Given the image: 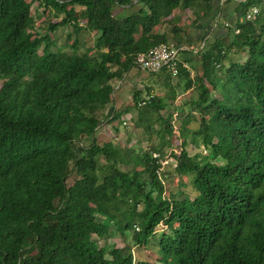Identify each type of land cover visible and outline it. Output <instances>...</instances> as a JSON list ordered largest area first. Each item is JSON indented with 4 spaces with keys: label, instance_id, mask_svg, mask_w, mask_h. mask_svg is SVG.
I'll return each instance as SVG.
<instances>
[{
    "label": "trees",
    "instance_id": "1",
    "mask_svg": "<svg viewBox=\"0 0 264 264\" xmlns=\"http://www.w3.org/2000/svg\"><path fill=\"white\" fill-rule=\"evenodd\" d=\"M232 1L241 16L260 9L234 25L237 33L230 28L197 50L200 75L189 77L176 63L183 90L195 85L197 96L177 127L182 139L165 152L174 120L160 116L166 103L150 86L146 98L140 90L131 98L134 126L156 143L138 151L96 142L102 122L120 123L110 81L137 68L138 53L168 39L180 44V11L189 9L193 24L217 15L219 4L0 0V264H264V0L223 4ZM136 4L128 15L113 12ZM44 14L40 34L34 23ZM161 21L167 32L154 30ZM60 27L69 29V52L50 49L49 33ZM84 31L96 36L79 51ZM233 47L245 52L244 60L224 67ZM148 74L177 95L169 70ZM187 144L202 151L189 153ZM166 158L188 182L191 198H176L179 187L166 190L160 170ZM156 227L163 230L158 256L134 260L130 246L142 247ZM110 228L131 244L112 248L107 259L94 238Z\"/></svg>",
    "mask_w": 264,
    "mask_h": 264
},
{
    "label": "rangeland",
    "instance_id": "2",
    "mask_svg": "<svg viewBox=\"0 0 264 264\" xmlns=\"http://www.w3.org/2000/svg\"><path fill=\"white\" fill-rule=\"evenodd\" d=\"M139 4H136L134 6H129V7H122V8H116L114 9L113 12L116 13L117 16H125L130 14L131 12L136 11L138 8ZM262 13L264 14L263 7L260 5ZM35 8V2L31 4L30 6V12L32 13ZM257 9L259 11L260 8ZM40 10V9H39ZM80 8L75 7V12H79ZM185 14H188L186 17L187 19L185 20L188 22V20L193 19V14L191 13V16L189 15V12L186 11ZM44 16L39 19L38 21H35L34 26L35 30H37L40 34L45 32V26L40 24V21L43 19H46L47 16ZM193 16V17H192ZM231 16V15H230ZM236 16L241 17L237 12H234L232 14L231 20L233 23H236ZM264 16V15H263ZM166 29V28H165ZM166 30H169V26L167 27ZM69 31L68 28H57L55 31L49 33V38L53 42V44L50 46L51 50H55L56 48H59L61 50H65L67 52L70 51L68 48L69 41L66 40V33ZM95 33L93 31H84L81 32L79 35V41L80 45L78 47L79 51H82L85 47H91L94 42L95 38ZM73 37V36H72ZM71 37V38H72ZM167 43H172V42H167ZM38 52H40V48H38ZM228 57L223 61V66L226 67L228 65V61H242L244 60L245 52L240 49V48H232L228 52ZM137 68H130L124 75H122L121 78L113 79L110 81L111 86L114 88L116 87L117 82L121 85L114 90V98L116 97V102L114 100V105L115 108L121 111V116L119 117V124L116 123V121H112L111 123L107 122H102L100 126L98 127L95 138L96 142L98 144L104 143V142H111L116 149L122 150L123 148H129L131 146L135 147L138 151H143L148 148V146L153 143L155 144L156 142V136H151L152 139H147L144 137V135L141 133V129L138 127L134 126L135 118H136V110L134 107H132V93L134 90H140L142 91V97L146 98L145 95V89L144 86H150L148 84H151V89L152 92L159 96L162 97L166 103L165 107H163L160 111L159 114L161 117H166L167 115H171V118L173 121L174 129L171 132L170 135H168L167 139L169 140V146L165 148V152L170 148L174 149L177 145L179 140L182 138L180 136H177V127L180 125V121L185 117L186 110L188 109L189 106H186L185 108H182V112H178L177 109H175L173 106H182V99L181 96L178 97L177 95L181 94L179 87H176V84H171V86H174V90L177 89V95L174 97H171L170 93V88L163 86L162 83L160 85L155 82L153 83V80L155 78V74L148 75L147 72L141 71ZM199 71V69H198ZM195 75V74H194ZM193 75V76H194ZM172 79H176L173 78ZM207 88L210 89V86L206 83ZM118 90V91H117ZM211 95L218 97V94L211 91ZM197 96V89L195 88L192 92V97L195 98ZM178 97V98H177ZM181 99V100H180ZM171 101V102H170ZM173 102H176V105L173 104ZM130 110H126V109ZM196 126V123H188L186 127L188 128H193ZM116 127V129H115ZM154 128H158V125L156 122L153 123ZM85 142V140H83ZM185 149L189 153L193 152H198L202 151L199 147L195 148L191 144H187ZM100 162H104L102 157H100ZM172 163L170 158H166V161L163 160L161 161V167L160 170L162 173H164L163 179L164 183L167 184V191L168 192H174V189L176 187H179L180 189V194L176 195L178 199L183 198L184 196L191 198L192 195H190V191L187 186V181L183 178V176L176 175L174 173V170L172 168ZM124 168V167H123ZM73 178V177H72ZM71 177H69L66 181L67 185L73 184V180ZM189 192V193H188ZM177 193V192H176ZM155 234L152 238L149 239L148 242H146L142 247H138L137 245L135 246H130L131 253L133 255L134 260H149L152 261L155 259L157 254V246H156V241L158 240L160 233L163 232L159 227L155 228ZM96 240V243L98 246H101L104 248V257L109 259L111 258L110 256V251L112 248H123L125 244L130 245V241H122L120 236L115 230H112L111 228L109 231L103 235L102 237L94 238ZM129 239V238H127ZM151 247V248H150ZM150 248V249H148ZM127 253L126 249L122 250V254L125 255Z\"/></svg>",
    "mask_w": 264,
    "mask_h": 264
},
{
    "label": "crops",
    "instance_id": "3",
    "mask_svg": "<svg viewBox=\"0 0 264 264\" xmlns=\"http://www.w3.org/2000/svg\"><path fill=\"white\" fill-rule=\"evenodd\" d=\"M223 1L224 0H212L213 4H219L221 6L220 12L217 15L214 14L210 18L198 19L193 24L191 23L193 19L192 20L189 19L188 22L185 21L187 19L186 16L188 15V14H185L186 11H188L189 15L191 16V11L189 9H184L179 12L176 24L177 26L183 28L185 35L184 37L181 38V43L176 46H178L180 49L179 50L180 63L185 68V71L188 73L189 77H193L194 74L200 75L201 73V67L199 64L200 55H199V51L197 52V50L201 49L206 44L212 42L219 34H221V32H226L230 30V28H233L234 25L238 23V18H239L238 16H236V23H233L231 20L232 14L234 13V7L236 5V2L232 1L229 3L223 4ZM178 11L179 10L177 8L173 9L172 14H175ZM169 17H167V19ZM167 27H168L167 22L161 21L159 24H157L154 27V30L159 31V32H167L168 31L166 30ZM168 41L172 42L171 39H168ZM168 44L172 45V43H168ZM145 72H147L148 74V71H145ZM156 77H158V75L157 76L155 75L153 83L157 82L160 85L161 82L158 81ZM173 78H176V79H172L171 77L169 82L170 84L178 83V85L176 84L177 85L176 87H179L180 92L182 93L177 96L178 97L181 96V99L183 100L181 102L182 106L179 105V106H173V107L177 109L178 112H182V108L189 106L187 102H189L190 99H194L192 97V92L196 88V86L192 85L190 88L183 90L182 83H184L185 80L184 81L182 80L180 82V80H178L176 76ZM121 84L118 81L114 90H116ZM148 85H150L151 87V84H148ZM146 87L148 86L146 85ZM150 91H152V89H150ZM175 91H178V90L175 89ZM115 102H116V97H115ZM173 104L176 105V102H173ZM186 113H187V110H186Z\"/></svg>",
    "mask_w": 264,
    "mask_h": 264
},
{
    "label": "built area",
    "instance_id": "4",
    "mask_svg": "<svg viewBox=\"0 0 264 264\" xmlns=\"http://www.w3.org/2000/svg\"><path fill=\"white\" fill-rule=\"evenodd\" d=\"M258 9L253 6L243 16L238 18V22L251 20ZM238 32V28L234 27V33ZM179 47L171 44L160 43L152 46L142 53H138L134 58L135 66L143 71H157L165 68L170 71L172 77L177 75L176 63L179 61Z\"/></svg>",
    "mask_w": 264,
    "mask_h": 264
}]
</instances>
